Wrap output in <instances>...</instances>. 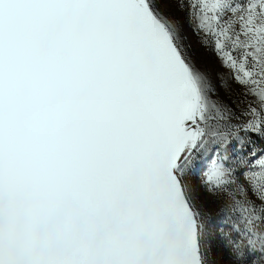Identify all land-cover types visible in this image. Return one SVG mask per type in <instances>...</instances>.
Instances as JSON below:
<instances>
[{
    "label": "snow or ice",
    "instance_id": "1",
    "mask_svg": "<svg viewBox=\"0 0 264 264\" xmlns=\"http://www.w3.org/2000/svg\"><path fill=\"white\" fill-rule=\"evenodd\" d=\"M217 251L264 264V0H0V264Z\"/></svg>",
    "mask_w": 264,
    "mask_h": 264
},
{
    "label": "rangeland",
    "instance_id": "2",
    "mask_svg": "<svg viewBox=\"0 0 264 264\" xmlns=\"http://www.w3.org/2000/svg\"><path fill=\"white\" fill-rule=\"evenodd\" d=\"M188 41L191 46L192 55L194 62L198 68L201 70H208L211 73L215 74L217 71H223V69L219 68V63L215 59V57L210 53L206 52L199 48V45L197 43V36L192 34L189 30L188 35ZM262 141L259 139H256V144L260 145ZM193 184H199L200 178L199 176H193L190 178ZM206 210L209 211L213 216L216 215V213L219 211L220 205L213 201L212 198H207L205 203ZM214 250L219 248V244L217 241H212ZM225 252L217 251L216 259L218 261V264H226L227 257L224 255Z\"/></svg>",
    "mask_w": 264,
    "mask_h": 264
},
{
    "label": "trees",
    "instance_id": "3",
    "mask_svg": "<svg viewBox=\"0 0 264 264\" xmlns=\"http://www.w3.org/2000/svg\"><path fill=\"white\" fill-rule=\"evenodd\" d=\"M224 255H226V257H227V253L226 252L224 253Z\"/></svg>",
    "mask_w": 264,
    "mask_h": 264
}]
</instances>
